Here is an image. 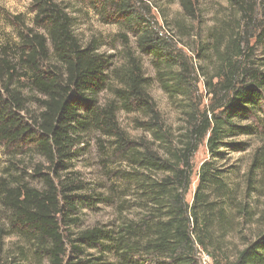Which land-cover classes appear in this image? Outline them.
<instances>
[{
	"label": "trees",
	"instance_id": "1",
	"mask_svg": "<svg viewBox=\"0 0 264 264\" xmlns=\"http://www.w3.org/2000/svg\"><path fill=\"white\" fill-rule=\"evenodd\" d=\"M31 1L46 35L31 37L21 57L31 72L32 88L46 98L39 136L31 140L57 173L69 170L83 137L109 140L111 157L129 168L120 179L126 191L132 190L136 214L110 227L84 231L75 240L66 239L62 226L73 223L69 213L82 199L75 203L72 197L81 190H71L55 172L59 182L56 186L47 180L46 193L27 187L9 191L14 196L10 199L14 216L27 228L24 237L32 248L27 253L18 247L6 264H200L199 249L213 264H264V203L260 209L250 203L255 194L264 192L257 180L264 173V148L256 151L243 186L232 185L215 166L226 141L254 136L249 122L264 112V55L260 59L253 55L254 47L264 50V0L256 3L259 20L252 47L241 40L234 22L213 26L206 41L197 43L196 60L212 66L208 73L200 72L203 68L184 50L189 48L184 39L197 35L193 27L178 22L175 30L167 23L150 25L144 17L134 20L139 26L138 56L125 48L123 65L111 71L112 61L98 53L95 43L85 48L79 43L68 7L55 0ZM89 1H101L128 23L134 22L127 0ZM180 1L188 17L194 18L193 0ZM229 4L233 7L238 0ZM47 43L61 69L41 70L39 58ZM145 55L155 68L154 80L144 73ZM16 71L0 55L1 141L22 138L27 132L11 134L14 110L23 103L9 86ZM154 81L172 101L179 118L176 125L165 120L151 96ZM201 81L209 105L200 99ZM110 82L116 86L109 87ZM106 91L112 100L102 106L100 96ZM118 112L138 117L133 128L141 137L121 129ZM205 142L212 158L199 169L190 204L186 196L192 185L193 158ZM88 250L98 256H88Z\"/></svg>",
	"mask_w": 264,
	"mask_h": 264
},
{
	"label": "rangeland",
	"instance_id": "2",
	"mask_svg": "<svg viewBox=\"0 0 264 264\" xmlns=\"http://www.w3.org/2000/svg\"><path fill=\"white\" fill-rule=\"evenodd\" d=\"M55 1L69 8L68 13L72 18L73 31L82 47L85 48L95 43L98 53L112 61L111 71L123 65L125 48L136 52L138 56L135 33L139 26L134 21L138 18L150 19V25L156 22L159 27L167 23L175 30L173 25L176 26L175 23L178 22L186 27H193L197 35L194 34L196 36L190 38L189 41L184 39L189 47L184 50L194 62L197 61L194 54L197 43L206 41L207 34L213 26L234 22L235 30L240 32L241 40L252 47L257 31L255 24L259 20L256 14L257 0H238L240 5L234 4L233 7L229 4V0H193L195 17L192 19L188 17L180 0H127L133 13V23H128L123 15H119L113 7L107 8L101 1L98 4H93V1L89 0ZM165 29H167L166 26ZM33 36L45 37L46 35L42 24L36 21L32 1L0 0V55L17 68L14 73L16 78L9 86L23 101L21 109L14 110L16 122L15 127L11 128V134L14 135L21 130L27 131L22 138L10 137L4 141L0 139V264H6L11 260L10 257L16 255L18 247L27 253L32 248L24 237V233H28L27 228L14 216L10 200L11 198L14 200V196L12 197L9 191L27 187L46 193L48 191L47 180L53 181L56 186L59 182L55 178L54 167L43 156L36 141L31 140V137L39 136V126L44 121L43 103L46 99L32 88L29 82L31 72L21 61L23 50L26 49L25 45ZM253 55L254 59L263 57L262 46L259 45L256 49L254 47ZM46 58L48 61H44ZM143 59L146 77L154 80L155 68L151 63V57L145 55ZM39 61L41 70L61 69L52 56L49 43L46 44V53L39 58ZM198 66L203 68V71L200 70L202 73L212 70V66L209 67L208 64L197 61ZM111 71L108 73L110 74ZM108 85L114 87L116 83L110 82ZM197 86L201 101L204 105H209L210 97L206 95L202 81ZM150 93L165 120L169 124L176 125L179 118L175 107L156 81L153 82ZM111 100L112 96L108 91L100 96L102 106L107 105ZM117 118L121 129L130 133L132 137L142 136V133L133 128L134 121L138 117L118 112ZM249 124L254 127V136L231 138L226 141L228 146L223 148L222 157L215 162V166L223 170L232 185L241 184L243 186L245 184V175L256 151L264 148V112L259 113L257 118L252 119ZM82 139V144L77 148L78 152H75L74 158L68 163L69 170L56 172L63 182L72 186H70L71 190L76 187L81 190L74 194L75 197H72L75 203L82 199L81 204H77L76 209H71L69 213V217L74 219L73 223L66 224V226L63 223L62 226L61 233L69 240H75L84 231L106 228L119 221L132 219L136 214L135 209L132 208L135 205L132 190L126 191V184L120 179V175L125 174L129 168L118 159L111 157L113 153L110 149L111 142L100 136L83 137ZM211 158L205 142L193 158L192 185L186 196L190 204L198 185L199 169ZM258 175V187L261 186L264 189V173L260 172ZM15 182L17 185L12 186ZM58 201L61 202L60 196ZM250 203L254 209H260L264 203V192L255 194ZM123 205L126 210L122 214ZM86 254L98 256L97 251L88 250ZM32 264L38 263L32 261Z\"/></svg>",
	"mask_w": 264,
	"mask_h": 264
},
{
	"label": "built area",
	"instance_id": "3",
	"mask_svg": "<svg viewBox=\"0 0 264 264\" xmlns=\"http://www.w3.org/2000/svg\"><path fill=\"white\" fill-rule=\"evenodd\" d=\"M198 258H199L200 264H213V261L209 257V255L203 252L201 249H199L198 251Z\"/></svg>",
	"mask_w": 264,
	"mask_h": 264
}]
</instances>
